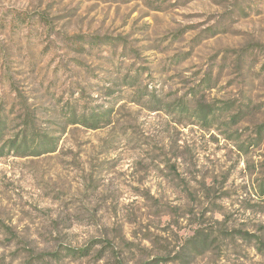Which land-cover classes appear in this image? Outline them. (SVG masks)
I'll list each match as a JSON object with an SVG mask.
<instances>
[{"label": "rangeland", "instance_id": "obj_1", "mask_svg": "<svg viewBox=\"0 0 264 264\" xmlns=\"http://www.w3.org/2000/svg\"><path fill=\"white\" fill-rule=\"evenodd\" d=\"M74 35L100 42L79 40L77 50L63 40ZM208 71L216 85L206 89ZM136 74V88L121 85ZM192 89L207 103L246 97L261 109L207 128L173 107ZM73 101L110 107V124H66L55 151L0 158V264H54L60 245L92 241L89 255L65 264H264L239 237L264 239V137L254 142L264 0H0L7 135L22 128L21 103L38 109L41 129L59 130L58 111Z\"/></svg>", "mask_w": 264, "mask_h": 264}, {"label": "trees", "instance_id": "obj_2", "mask_svg": "<svg viewBox=\"0 0 264 264\" xmlns=\"http://www.w3.org/2000/svg\"><path fill=\"white\" fill-rule=\"evenodd\" d=\"M95 36L85 37L81 35H74V37H65L63 40L66 44L74 49L82 50V47L78 43L79 40H82L84 43L90 46H96L98 44L99 38ZM103 44H112L114 45L115 42L112 40L108 41H101ZM242 54L238 55L237 62H240ZM138 74L133 75L131 77L126 76L121 83V85H126L129 87L136 88L138 85ZM202 83L205 86L204 88L208 89L214 87L216 85V81H212V72L208 71L206 75H204L202 79ZM110 89L106 87V92L104 93L105 96L109 97L111 92L107 90ZM145 93L147 96L151 95L153 98L155 94L150 93L145 87ZM197 93L195 89H192L190 94V98H184L182 100L176 101L173 107L179 109L181 113H184L187 117H195L200 120L207 128L212 125L213 122H218L219 119L221 120V125L226 128H230L242 122L245 118L249 116H253L257 114L261 106L259 104H253L250 98L242 97L240 101L236 102L235 100L232 101H216L214 103L206 102L203 97L197 98ZM141 93H139L138 97L132 98L133 101H139L142 99ZM246 98V99H245ZM77 101V100H76ZM73 101V103L65 102L58 111L59 117L63 118L64 124L60 125L61 127L58 128L59 130H54L49 126H44V129H41L38 126L39 117L37 114L39 113L38 109H32L29 105H25L21 103L22 111L17 118L22 120L19 127L22 128L17 130L11 136H8L7 131L9 128V124H11V120L9 121L10 114L14 113L10 110V114L5 112V109L0 107V158L13 154L16 157H23L26 158L28 156H40L46 152H53L56 150L58 141L60 138V134H62L66 128V124H81L89 129H96L103 125H108L111 122L110 114L111 108L109 107H98L93 109L80 108V106ZM157 102L151 106L155 110H159L160 108H168L169 105L159 104ZM158 107V108H157ZM47 113V109L43 111ZM41 112V113H43ZM57 110L53 109L52 113H56ZM13 119V118H12ZM11 129H14L11 127ZM10 129V131H11ZM7 130V131H6ZM56 131L59 136H55ZM255 138L254 142L257 144L259 140L264 137V123H258L255 127ZM241 239L252 241L254 246L257 248L261 255H264V239L260 236H254L249 232H241L239 234ZM98 241V240H97ZM198 242L203 246L207 244V240L205 238L202 239V242L196 240L195 242H189L188 251L195 253L200 250L198 248ZM94 244V241L90 245H86L80 249L74 248L70 245H60L55 249L53 252L49 253L51 255V260L54 264H65V259L68 258L70 260H78L81 257H85L90 254L91 246ZM188 245V244H187ZM99 254L104 252L102 249L98 250ZM32 260L40 261L39 257H42V254L32 253L30 255ZM181 256V255H180ZM182 256H185L182 254ZM180 260H183L180 258ZM146 264H159V262L155 260H151Z\"/></svg>", "mask_w": 264, "mask_h": 264}]
</instances>
